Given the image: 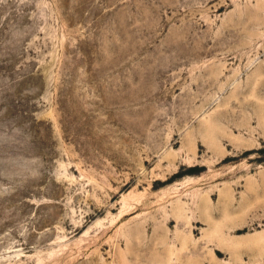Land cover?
Returning <instances> with one entry per match:
<instances>
[{"label": "rangeland", "instance_id": "obj_1", "mask_svg": "<svg viewBox=\"0 0 264 264\" xmlns=\"http://www.w3.org/2000/svg\"><path fill=\"white\" fill-rule=\"evenodd\" d=\"M262 226L264 0H0V264H247L215 241Z\"/></svg>", "mask_w": 264, "mask_h": 264}, {"label": "crops", "instance_id": "obj_2", "mask_svg": "<svg viewBox=\"0 0 264 264\" xmlns=\"http://www.w3.org/2000/svg\"><path fill=\"white\" fill-rule=\"evenodd\" d=\"M259 207L262 208L260 204L255 206V208ZM250 212H252V208ZM248 214V209L243 210L239 206L228 209V213L226 215L224 214V221L232 222H230L231 227L227 228L237 229L240 223H253L256 221V218ZM216 232L218 230L215 229L212 235L216 234ZM220 235L222 236L219 238L218 243L215 241L218 249H221L225 253L240 255L241 260H244L247 264H259L264 261V226L252 229L243 234H226L222 232Z\"/></svg>", "mask_w": 264, "mask_h": 264}, {"label": "bare ground", "instance_id": "obj_3", "mask_svg": "<svg viewBox=\"0 0 264 264\" xmlns=\"http://www.w3.org/2000/svg\"><path fill=\"white\" fill-rule=\"evenodd\" d=\"M131 230V227H129ZM154 236L151 239H147L145 241L142 237H134V234L130 235L126 241L125 252L123 254V259L120 261L123 264H149L147 260H144V256L147 254H169V248L167 246V242L165 238L162 243H155ZM158 245H163L162 247H158ZM168 251V252H167ZM152 264V262H151Z\"/></svg>", "mask_w": 264, "mask_h": 264}, {"label": "trees", "instance_id": "obj_4", "mask_svg": "<svg viewBox=\"0 0 264 264\" xmlns=\"http://www.w3.org/2000/svg\"><path fill=\"white\" fill-rule=\"evenodd\" d=\"M178 176L177 174L174 175V177Z\"/></svg>", "mask_w": 264, "mask_h": 264}]
</instances>
